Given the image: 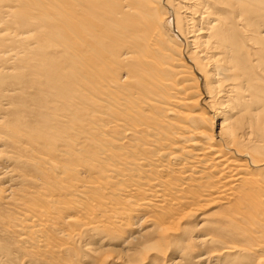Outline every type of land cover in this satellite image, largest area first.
<instances>
[{
  "label": "bare ground",
  "instance_id": "6f19581e",
  "mask_svg": "<svg viewBox=\"0 0 264 264\" xmlns=\"http://www.w3.org/2000/svg\"><path fill=\"white\" fill-rule=\"evenodd\" d=\"M0 145L22 167L0 160V194L35 188L2 227L24 247L47 246L50 204L90 230L159 212L170 232L217 203L216 259L264 264V0H0Z\"/></svg>",
  "mask_w": 264,
  "mask_h": 264
},
{
  "label": "rangeland",
  "instance_id": "374dc122",
  "mask_svg": "<svg viewBox=\"0 0 264 264\" xmlns=\"http://www.w3.org/2000/svg\"><path fill=\"white\" fill-rule=\"evenodd\" d=\"M42 98L43 101H45L44 99L46 98L47 102L55 101L54 100L55 96H50L49 94L45 95V93L42 95ZM62 100L65 101L64 99ZM61 105H62L61 108L63 109L62 103H56L52 107L58 108V106ZM52 107L49 106V108L47 107L44 108V111L42 113L44 117L42 119H46V115L48 114V112L49 113H51V111L54 112L55 109L50 110V108ZM45 111L47 112V114H44ZM63 111L64 110H60L59 113H62ZM65 111L67 112L68 110L65 109ZM80 116H82L83 122H88L89 121L88 119H90L88 115L85 113L82 115L80 114ZM47 119L49 121L52 118H47ZM66 131L68 130L65 131L62 130V132H60L61 135H65ZM58 135L56 137H58ZM0 148H2L1 145ZM63 148H67V147L64 145ZM9 149L10 148L6 147L5 152L10 153L11 151ZM5 159H6L5 156L4 157L2 156L0 160H2V162L4 161L3 164L5 166H8V168H10V171L13 170L10 173L12 174V177L22 173V167L20 165L17 164L16 167L15 164H12L15 163L13 160L7 161ZM61 161H62L61 163L63 164L74 163L72 160L68 158L66 159L62 158ZM0 172H2L1 169ZM27 172L29 173V175L30 174L31 175L34 174L37 176L39 175L38 173H36V171L27 169ZM34 175L30 177L33 178L35 177ZM10 177L11 175L9 176V178ZM17 182L16 183L14 182L13 184L14 193H12L13 194L12 199L7 200L8 197L5 196V194H0V204H1L0 224H2V226H0V247L1 248L6 247L5 250L7 249L8 251L6 250V252L9 254V256H7L9 257L8 259L7 257L4 259V257L0 256V264H174V261H177L176 264L178 263L179 264H221L216 259L217 251L220 247L219 234L218 232H214V228H215L214 225H216L217 220L219 219L218 216L219 214L217 212H219L220 208H218L219 204L217 203L209 204V206L204 205L200 210H197V212L194 213L193 215H189L183 218V220H181L179 224L170 225L171 227L175 226V229L173 231L171 230L170 232H160V228L157 222L156 223L155 221L153 223L149 222L148 219L153 218L152 217L153 215L155 217L156 214H160L159 212L155 214L147 210H143V211L139 210L140 212H137L136 215L141 217L139 218L136 216L135 219L133 217L134 215L126 216V217L121 216L120 218H112V219H108L100 215L102 224L107 223V225L111 226L112 223L114 224L116 223L115 226L117 228L114 227V224L113 226H111V228L114 227L115 230L114 231L111 228H106L107 230L106 229L102 230V228L104 227L102 228L100 227L101 230L98 228L95 230H90L88 229L89 226L83 227V225H81L80 222H83L84 220L89 221L88 218L89 219L92 218L94 222L96 221V218L90 217L92 216V214L90 215L89 213L80 215L78 217V219L79 218L80 219L78 221L76 220L75 222L73 220L70 221V219L68 220L66 218L68 215L71 214L73 215V212H71L70 214L69 213L70 210L69 211L66 210L64 213H62V216L65 215L62 217V219L64 220L63 222V220L60 217L61 215L59 214V210H58L59 208L55 209V207L53 206L54 210H52L51 204L49 205L47 202H45L42 199L44 202L42 200H39L38 204L46 208L47 205H49L48 208L51 209L50 211H52L53 213L51 217H49L48 219L47 218L44 219L48 224V228L44 232L45 236L49 239L47 246H45L44 248H31L29 246L24 247L21 244L22 241L19 240L18 237L19 235L17 236L16 233L19 231L3 230L4 228L2 229L3 226L8 225V223H11V221L13 223L14 221H18L20 217L24 216L23 210L20 209L17 210L15 208H12L13 206L15 207V205H12L13 202H15L17 198H22V199L24 198L27 200H31L30 195L28 197V193L29 191L31 192L32 190L35 189L33 188L32 185L27 186V184H25L24 186H22L21 184H19V182L18 183ZM114 190H115L114 187H111V185L108 186V192H113ZM82 202L83 204L85 203V201ZM86 202L87 203H85V205L89 204L91 206L90 209L92 208L96 209L97 207L96 203L93 202L92 199L90 202L89 201ZM203 203H207V202H203ZM55 210H57L58 214H56ZM66 212H68L69 214L67 215ZM144 213L146 214V217ZM180 213H183V211ZM181 216L182 215H180V217ZM180 217L174 218L169 216V219H166V221L167 223H170L171 220L174 221L175 219H178ZM66 219L70 222L66 221ZM118 219L119 220L126 219L127 221H130L129 223L134 221H138L140 223L139 225H137L138 228H134V229L128 228L127 230H125V228L119 229L118 227L119 222L117 221ZM13 232L15 233L13 234ZM140 237L141 239H139ZM204 237L213 239L214 241L212 243H210L209 240L205 241L204 243L200 242L199 239ZM146 242L147 244L150 243L154 244V248L151 250L150 254H148L147 251L148 248L145 249L140 248L142 243H146ZM138 244H140V246H138ZM137 246L140 249H142V251H139L140 250L139 248L136 249ZM137 252H143V253L139 254ZM144 254H147V256L149 255L148 258ZM140 257H142V259ZM145 257L146 259H144ZM10 259L12 260V262H10L11 261Z\"/></svg>",
  "mask_w": 264,
  "mask_h": 264
}]
</instances>
